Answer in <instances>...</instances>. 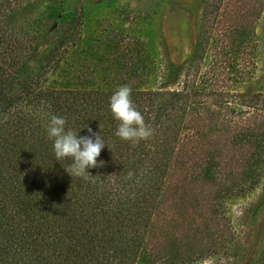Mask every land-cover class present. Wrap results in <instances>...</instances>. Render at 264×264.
I'll use <instances>...</instances> for the list:
<instances>
[{
	"label": "trees",
	"instance_id": "1",
	"mask_svg": "<svg viewBox=\"0 0 264 264\" xmlns=\"http://www.w3.org/2000/svg\"><path fill=\"white\" fill-rule=\"evenodd\" d=\"M45 1L0 0V264H151L156 255L147 249L151 245L145 238L152 230L151 217L167 199L185 204L179 198H186L191 188L183 190L181 182L193 157L202 159L200 182L214 189L203 213L216 214L222 199L241 195L259 181L264 131L247 125L231 139L225 132H210L201 89L192 83L170 88L166 79L156 89L128 86L154 135L139 143L119 139L114 135L118 122L108 109L117 88L42 87L45 74L54 72L78 43L82 25L80 14L70 16L48 48L38 52L40 21L29 15ZM205 1L208 15L216 10L210 5L215 0ZM205 43H197L186 68L202 59ZM214 82L208 93L218 92ZM239 96L243 106L264 115V92ZM53 114L64 117L74 131L86 124L104 138L108 146L98 157L104 163L88 169L92 176L72 178L62 167L70 161H55L46 134ZM86 134V129L79 133ZM221 138L252 145L241 178L225 174L221 159L227 149L215 142ZM217 243L212 242L206 254L216 253ZM196 252L189 250L185 257L193 260Z\"/></svg>",
	"mask_w": 264,
	"mask_h": 264
},
{
	"label": "rangeland",
	"instance_id": "2",
	"mask_svg": "<svg viewBox=\"0 0 264 264\" xmlns=\"http://www.w3.org/2000/svg\"><path fill=\"white\" fill-rule=\"evenodd\" d=\"M210 5L216 10L205 15V0H67L65 4L47 0L29 15L30 20L40 21L38 52L48 48L70 16L80 14L82 25L78 43L54 72L45 74L42 87L109 89L127 85L148 90L166 79L171 81L170 88L192 83L204 95L208 111L203 114L212 127L210 132H225L226 139H231L238 138L247 125L264 131V115L243 106L239 96L264 92V0H215ZM203 40L202 59L186 68L197 43L203 44ZM30 65L38 68L35 62ZM213 82L212 88L220 93H208ZM215 142L227 149L221 159L225 174L241 178L252 145L238 139ZM193 159L181 182L183 190L191 188L186 198H179L185 204L167 199L164 208L151 217L152 230L145 237L151 245L147 249L156 255L151 264H170V259L171 264H261L264 168L253 188L222 199L219 212L206 214V197H212L214 189L200 182L202 166L198 163L202 159ZM212 242H219L220 248L208 255ZM189 250L199 251L192 255L193 260L185 257Z\"/></svg>",
	"mask_w": 264,
	"mask_h": 264
},
{
	"label": "clouds",
	"instance_id": "3",
	"mask_svg": "<svg viewBox=\"0 0 264 264\" xmlns=\"http://www.w3.org/2000/svg\"><path fill=\"white\" fill-rule=\"evenodd\" d=\"M108 109L112 119L118 122L114 135L119 139L139 143L154 135V129L145 123L144 115L132 99V89L127 85L119 86L111 94ZM84 129L87 134L79 135ZM46 134L52 143L55 161H70L62 166L70 177L87 178L92 176L88 169L103 165L98 157L108 145L100 132H93L86 124L74 131L67 127L64 117L53 114L48 119Z\"/></svg>",
	"mask_w": 264,
	"mask_h": 264
}]
</instances>
